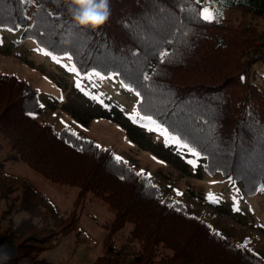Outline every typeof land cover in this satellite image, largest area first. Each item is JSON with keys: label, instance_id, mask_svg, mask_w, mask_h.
I'll return each mask as SVG.
<instances>
[{"label": "trees", "instance_id": "trees-1", "mask_svg": "<svg viewBox=\"0 0 264 264\" xmlns=\"http://www.w3.org/2000/svg\"><path fill=\"white\" fill-rule=\"evenodd\" d=\"M211 1L209 21L200 0H110L109 20L92 29L73 22L65 0H0V28L21 29L22 40L71 57L79 74L117 75L139 94V116L162 128L170 149L195 151L209 173L247 195L264 194V93L252 79L264 61V0ZM236 11L243 18L233 19ZM44 111L38 88L0 73V133L9 148L50 181L76 188L67 210L27 176L0 169L7 222H0V258L54 248L82 229L94 198L112 217L101 222L103 251L87 264H264L262 253L231 240L112 146L57 128L40 118ZM116 113L105 116L133 139L144 135Z\"/></svg>", "mask_w": 264, "mask_h": 264}, {"label": "rangeland", "instance_id": "rangeland-1", "mask_svg": "<svg viewBox=\"0 0 264 264\" xmlns=\"http://www.w3.org/2000/svg\"><path fill=\"white\" fill-rule=\"evenodd\" d=\"M200 1L202 11L214 15L215 4L211 0ZM239 13L234 12L233 19L243 18ZM244 18L251 19L248 15ZM253 20L263 22L261 18ZM21 32V29L0 28V73L23 77L31 87L40 90L45 109L40 116L42 120L53 122L57 128L68 127L100 145L112 146L121 158L165 192L184 201L192 211L203 214L231 240L248 243L264 256V194L247 195L222 173H209L203 158L195 151L176 153L170 149L168 145L172 141L162 128L139 116V94L117 75H104L96 70L79 74L69 56L47 55L50 52L34 39L22 40ZM252 79L264 93V61L256 62ZM103 93L107 96L102 97ZM117 109L121 116L133 119L130 120L132 131L135 127L143 128L140 139H133L124 125L105 116L117 115ZM0 169L27 176L61 208L73 207L76 188L54 183L33 170L9 148L1 133ZM111 217L107 204L92 198L81 213L80 231L60 238L54 248L39 256L22 253L0 258V264H87L103 251L107 229L101 222ZM0 222L1 226L7 223L1 219Z\"/></svg>", "mask_w": 264, "mask_h": 264}, {"label": "clouds", "instance_id": "clouds-1", "mask_svg": "<svg viewBox=\"0 0 264 264\" xmlns=\"http://www.w3.org/2000/svg\"><path fill=\"white\" fill-rule=\"evenodd\" d=\"M67 12L79 26L96 29L104 25L111 16L110 0H65ZM8 259V254H4Z\"/></svg>", "mask_w": 264, "mask_h": 264}, {"label": "snow or ice", "instance_id": "snow-or-ice-1", "mask_svg": "<svg viewBox=\"0 0 264 264\" xmlns=\"http://www.w3.org/2000/svg\"><path fill=\"white\" fill-rule=\"evenodd\" d=\"M202 18L205 19V20H213L215 19V16L209 12L208 10H203L202 11ZM41 51H43V49H40ZM47 55H51V53H45ZM53 59H56L55 56H53ZM69 59H71V57H69ZM57 62L59 63V60H57ZM73 71H75V69L73 68L72 69ZM95 75L99 76L100 74L99 73H95ZM97 147H100L99 145H97ZM117 159H120L119 157H117Z\"/></svg>", "mask_w": 264, "mask_h": 264}, {"label": "crops", "instance_id": "crops-1", "mask_svg": "<svg viewBox=\"0 0 264 264\" xmlns=\"http://www.w3.org/2000/svg\"><path fill=\"white\" fill-rule=\"evenodd\" d=\"M9 172V171H8Z\"/></svg>", "mask_w": 264, "mask_h": 264}]
</instances>
